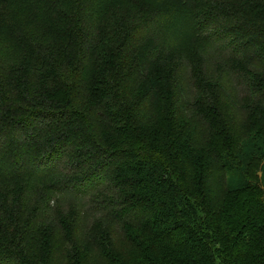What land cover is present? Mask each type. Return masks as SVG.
<instances>
[{
	"label": "trees",
	"instance_id": "obj_1",
	"mask_svg": "<svg viewBox=\"0 0 264 264\" xmlns=\"http://www.w3.org/2000/svg\"><path fill=\"white\" fill-rule=\"evenodd\" d=\"M0 264H264V0H0Z\"/></svg>",
	"mask_w": 264,
	"mask_h": 264
},
{
	"label": "rangeland",
	"instance_id": "obj_2",
	"mask_svg": "<svg viewBox=\"0 0 264 264\" xmlns=\"http://www.w3.org/2000/svg\"><path fill=\"white\" fill-rule=\"evenodd\" d=\"M194 48H190L189 51L193 50Z\"/></svg>",
	"mask_w": 264,
	"mask_h": 264
}]
</instances>
